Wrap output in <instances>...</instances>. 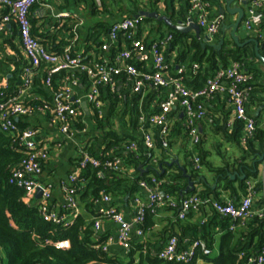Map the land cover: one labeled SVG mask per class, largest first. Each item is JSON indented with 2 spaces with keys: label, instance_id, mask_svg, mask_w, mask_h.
<instances>
[{
  "label": "built area",
  "instance_id": "1",
  "mask_svg": "<svg viewBox=\"0 0 264 264\" xmlns=\"http://www.w3.org/2000/svg\"><path fill=\"white\" fill-rule=\"evenodd\" d=\"M37 0H0V34L8 31L10 25L17 29V40L23 51L26 63L21 68V81L17 90L9 96L0 93V131L13 133L19 139L20 152L25 156L20 167L12 171L9 182L24 190L28 197H33L39 188L42 189V212L45 218L65 224L81 213V206L77 199L79 187L77 174H70L64 183L65 209L68 214L59 215L55 210H49L51 204V187L43 184L44 166L51 158L49 144L37 140L39 130L31 125L22 127L18 121L32 118L38 114L48 117L49 122L58 128L61 135L73 138L77 131L86 133L83 124H86V112H97L98 115L106 113L103 100L104 90L120 96L119 87L130 86L134 94L140 93L145 87L155 89L165 88V98L159 102V108L154 113H141L140 123L147 125L142 129V144L145 150L156 148L157 141L162 148L169 147L167 137L171 131L170 115L174 108L181 107L185 125L190 129L189 143L196 147L201 142L199 124L207 117L206 99L215 95L224 96L229 102L232 115L228 121L230 127L237 120L244 123V138L251 137L258 127L256 119L248 114L247 104L253 94L254 83L252 74L239 61H234L227 67H220L210 76L203 87L192 89L184 83L185 67L177 69V74L168 72L166 48L170 46L171 35L158 38L153 41H145L147 34H138V27L143 22L142 17L124 16L110 25V29L103 43L96 47L95 44L86 52L85 49H77L80 26L82 20L76 22L71 30L72 38H67V43L61 51L46 47L41 38L32 33L30 11ZM142 5L147 0H139ZM247 2V12L242 20L243 27L247 31L257 33L262 40V54L264 55V0H240ZM99 2V0H97ZM210 2L207 0H189L187 20L183 23L188 26L196 22L205 34L211 37L217 35L224 21V14L212 17L210 15ZM58 18H65L66 13H60ZM124 37L127 46H121L120 38ZM116 45V46H114ZM115 51H112V47ZM109 52V53H105ZM151 55V66L148 69H140L138 63ZM195 72L200 66L193 65ZM42 72L44 86L53 91L50 102L32 105L23 98L35 82L36 76ZM77 72H83L86 76L84 83ZM64 73L59 84L55 86L54 78ZM9 78V77H8ZM7 77L1 80L3 87H8ZM2 96V97H1ZM87 103L88 110L83 107ZM24 122V121H23ZM158 130V137L151 129ZM133 151L138 148L136 141H131L126 147ZM106 156L108 169L116 172L124 171V161L116 155L114 150L108 151ZM80 168L88 164L97 167L100 161L91 155L88 150L80 151ZM154 160V159H153ZM194 169L201 171L203 165L198 154L191 157ZM259 176V175H258ZM162 182L155 177L150 181L141 180L139 187L146 190L148 198L144 201L136 196V213L132 221L127 220L113 203L110 194L102 193L97 205L104 206L99 209L93 224L95 233H99L102 220L109 218L118 225L116 238L110 236L103 247L109 250L110 244L117 242L123 249L131 247L132 232L141 238L145 235L140 225L144 223L147 212L157 214L158 211L170 205L178 207V218H186L189 212L200 211L203 207L211 208L220 218H228L230 230L235 229L236 221H249L254 217L264 219V178H248L246 189L239 200H218L204 198L200 192L187 193L178 203L171 194L160 190ZM260 187H259V186ZM190 246L183 248L179 237H168L164 248L159 252L158 258L164 263H188L193 260L196 249L200 248L204 254H211L204 240L198 238L190 242ZM58 246L68 247L67 240L57 243ZM248 264H264V248L257 254L248 256ZM0 264L2 261L0 260Z\"/></svg>",
  "mask_w": 264,
  "mask_h": 264
},
{
  "label": "trees",
  "instance_id": "2",
  "mask_svg": "<svg viewBox=\"0 0 264 264\" xmlns=\"http://www.w3.org/2000/svg\"><path fill=\"white\" fill-rule=\"evenodd\" d=\"M188 8L189 4L177 12L173 10L170 13L168 9L161 11L154 2H150L146 5L135 6L134 11L128 16H133V13L140 10L157 11L169 16L172 23L177 24L179 21L184 23L187 20ZM98 11L101 12L100 10ZM144 21L145 23H150V32L147 36V41L150 42L171 35V46L166 48V52L169 54L175 48H181L175 64L182 66L183 63H186L184 83L187 87L192 86V89L203 87L206 80L217 69L227 67L234 61L241 62L252 74L254 80L255 71L249 67L247 60L251 58L256 59L257 56L246 47L230 48L227 42H224L219 49L208 44H205V47H203L202 41L194 33L180 32L177 29L165 25L163 21L153 18H145ZM165 26L167 30L163 31ZM96 27L98 32L94 33L95 38L90 41L91 43H86L88 45L87 52L88 48L90 49L93 44L99 47L103 43L102 41H104L101 39L102 36L106 38V34L110 29L109 24L103 21H100ZM32 33L37 36L34 26H32ZM17 37L18 33L15 28L13 38L17 39ZM56 41L55 34H52L48 39L44 38L41 40L48 48L56 44ZM258 41L262 44L261 38L258 37ZM61 44L63 42L56 44L55 50L61 51L63 48ZM10 45L13 50H16L18 56L13 61L15 69L11 71L9 78L1 68L2 65H0V93L3 91L6 94L5 96H9L17 90L16 87L21 81V68L26 63L20 50L16 48L15 43L10 42ZM194 64L200 66L198 72H195ZM171 71L173 75L177 74L175 66ZM77 75L86 83L87 78L83 72H77ZM63 76L64 73L55 76V86L59 84L58 80ZM6 77L8 87H3L1 80L5 81ZM187 77L193 79L192 83L186 82ZM43 79V73L39 72L33 86L23 98L29 104H42L43 102H50L52 100L53 91L44 86ZM166 93L167 89L165 88L156 89L155 98H159L160 102L165 98ZM102 98L108 102L109 108L107 113L98 115L97 112H94L89 117L87 116L93 126L92 131L97 132L99 130L100 136L96 137V140L99 141L101 139L102 143L95 146L96 140H94L89 147H86L91 155L99 159L100 165L94 167L88 164L86 167L80 168L79 164L81 159L78 158L74 163V171H71V174L78 175V181L75 186L79 187L77 199L82 209L96 218L98 215H96L97 201L100 200L102 193H108L114 196V200L117 196L132 195L138 191L141 180L150 181L151 177H155L158 181L162 182L160 190L166 194L173 195L178 206V203L187 194L184 190L186 189V184L188 185V178L183 176V172L179 167L175 163L170 165L164 162L167 156H162L161 160L157 159L156 162H153V150H145L142 144V137L141 140L139 136L133 135L120 137V134L115 133L113 130L116 120L119 118L123 119L126 114L125 112H127L130 115L129 119L132 121V125L138 131L140 126H142V123L139 122L140 108L138 102H134V108L129 109L123 107V99L117 96L116 93H109L107 96L103 95ZM144 107L146 114L152 112L150 107H146L145 104ZM123 122L125 123V121ZM18 123L24 127L20 121ZM177 125L178 123L174 125V129L178 128ZM182 129L184 137L189 140L190 129L185 124ZM243 130L244 123L237 120L233 126L232 133L226 132L239 146H241L242 142L245 146L242 148L243 155L230 164L232 167L228 166V163L225 166L214 167L207 161L205 152L200 148L203 140V134H201V142L197 145L195 151L200 156L202 165L215 172L218 176L219 185H222H218L215 188L205 187L199 190L204 198L223 200L220 197V193L224 190L230 191L232 195L237 194L238 190L245 192L246 180L248 178L258 177L259 165L261 163L259 158L264 154V128L257 127L252 136L247 138H244ZM170 135L171 131L167 137L168 140ZM131 141L138 143L136 150L130 151L125 148ZM16 145H19V139L13 133L0 131V260L2 264H174L160 261L158 257L152 254L151 245L137 239L131 240V247L124 254L104 250L103 247L107 239L99 233H95L93 230L95 218H88L85 212H81L67 224L64 222L56 223L46 219L41 209L42 199L28 197L24 190L9 182L12 171L20 167L25 159L24 154L20 152L21 147H17ZM112 149L117 156L124 160V165L134 168L133 178H129L122 172L108 169L107 162H109V158L106 156V153ZM194 153L187 152L185 154V159L190 168H188L190 178L193 182H204L205 180L203 179L201 171H197L193 167L191 157ZM142 164L149 165L148 173H141L139 171L138 167ZM164 165L168 167H164ZM160 166L161 169H159ZM230 168L234 169V171H230ZM232 175H235L234 179L231 178ZM243 176L245 178H242ZM194 192H198V190L194 189L188 193ZM113 203L115 205L114 201ZM52 204L53 202L51 201L49 210H55ZM166 207L173 210L174 215L178 216V207L170 205H166ZM58 213L59 215H63L68 214V211L63 207ZM156 215L147 212L144 223L140 225L144 233L154 226V217ZM205 223L201 230L202 238L210 250L214 242L213 233L215 229L213 228L220 225L224 230L221 237L219 254L206 255L200 248H197L192 261L180 264H197L198 260L202 261L201 264H248V256L257 254L264 248V219L254 217L245 222L236 221L234 223L235 229L230 230L229 219L220 218L218 214L212 212L208 221ZM64 240L69 242L68 247L57 245L58 242Z\"/></svg>",
  "mask_w": 264,
  "mask_h": 264
},
{
  "label": "crops",
  "instance_id": "3",
  "mask_svg": "<svg viewBox=\"0 0 264 264\" xmlns=\"http://www.w3.org/2000/svg\"><path fill=\"white\" fill-rule=\"evenodd\" d=\"M207 1H209L211 4L210 15L212 17L221 14V6L225 10L222 26L225 24L226 26H229V28L225 29L226 35L224 42L229 43L228 46L230 48L246 47L249 51H253L257 56L256 59L251 58L247 60L249 67L255 71L253 80L255 89L247 104V112L256 119L258 127L264 128V62L257 55L255 50L257 42L259 52L262 54V44L260 41H258V35L255 32L245 30L243 24H241L240 28L236 32V35L239 39V44L236 43L231 39L230 33L233 29L231 25L235 23L239 14H230L228 11H226L227 0ZM150 2H154L161 11L168 9L170 13H172L173 10L177 12L181 10L182 7H187L189 4V0H147L143 5H146L147 3L149 4ZM137 5L142 6V3L139 0H99V2H97V0H37L35 5L31 8L30 21H32V26H34V30L37 32V36H39L41 40L44 38L48 39V37H50L52 34H55L57 39L56 44L63 42L61 45L64 46V44L68 42L67 38H72L73 35L71 34V30L74 28L76 22L82 20L83 24L80 26L78 33L79 39L76 45L77 49L86 50L88 46L86 43H91L90 41L95 38L94 33L98 32L96 26L100 21L107 22L110 26L117 19L131 14ZM240 7H242V4L239 0L233 2L231 5L232 9ZM97 9L101 12H99ZM244 9L246 15L247 6H245ZM138 12L133 13L132 15L135 16ZM60 13H66L68 16L65 18H58L57 15ZM160 14H162V12H160ZM144 19L138 27V34H147L148 36L150 32V23H145ZM222 28L223 27L220 28V31L217 33V35L212 37V44L219 42L221 37L224 36ZM165 30H167L166 26L163 28V31ZM14 32L15 25H10L7 32L0 34V65H2L1 68L8 75V77L11 76V71L15 69L13 61L16 56H18L16 50L12 49L10 42L15 43V46L20 50L22 57H25L18 40L13 38ZM191 33L195 34L194 31H191ZM202 35H206L205 32H202ZM104 37L105 36H102L101 39L104 40ZM145 41L147 42V37L145 38ZM120 43L121 46H127L123 36L120 38ZM56 44L52 45L50 48L55 49L57 46ZM114 46L112 47L113 52L115 51ZM180 49V47H177L169 54L165 51L168 62V72L170 74H173L171 69L174 66L176 70L181 67L180 64H175V60L179 55ZM147 55V58L144 60L140 59L139 63L137 64L140 69H148L151 66V55L149 52ZM182 66L185 67L186 63H183ZM62 78L57 79L60 81ZM192 81L193 79L189 77L186 82L192 83ZM189 87L193 88L192 86ZM119 91L120 97L123 99V107L125 108L133 109L134 102H138L140 114L146 113L144 111V104L146 107H150V110L152 111L150 113L157 111L159 108V98H155L156 89L153 87H145L140 93L137 94L132 92L130 86L119 87ZM109 93L110 92L104 90V95L107 96ZM104 103L107 113L109 105L106 99L104 100ZM205 105L207 117L199 124L200 132L203 134V140L201 144L199 143L200 148L205 152L207 161H209L214 167L225 166L227 163L229 164L228 166L232 167L230 164L243 155L242 148L245 146L243 142L241 143V146H239L236 142H234L232 137L226 134V132L232 133L233 131V126L230 127L228 125V121L232 115L231 106L227 99L221 95H215L206 99ZM86 113L88 117L91 115L90 111H87ZM125 113L126 114L123 117L124 120L122 118L116 120L113 130L115 133L120 134V137L133 135L139 136L141 140L142 129L147 128V126L142 125L138 131H136V127L132 125V121L129 119V113ZM87 116L86 119L88 120ZM122 120L125 121V123ZM20 122L23 126L31 125L36 127L39 130L37 140L49 144L51 149V158L44 166L41 180L43 181V184L51 187V201L53 202L52 205L55 210L59 212L63 207H65L64 183L67 181L71 171H74V163L80 157L81 149L87 146L89 147V145H91L93 141L96 140V137L100 136V133L98 131H93L90 135L86 136V133L77 131V134L73 138L68 139L67 137L61 135V133L58 131V128L52 125L49 122L48 117L43 114H38L32 118L22 119ZM87 122L88 123L86 124L90 125L89 120ZM170 123L171 135L169 137V147L162 148L160 142L158 141L159 144L157 143L156 148L153 150V162H156L157 159L161 160L162 156H167L164 162H167L170 165L175 163V165H177V167H179V169L183 172V176H185L184 170L187 174H189L190 169L188 162L185 159V154L187 152H195L194 154H197L195 151L197 146L195 148L192 147L188 138L184 137L182 127L185 124V119L181 107H176L173 109L170 115ZM176 123H178V128L174 129V125ZM151 131L154 133V135H156V137H158V130L156 128L151 129ZM100 143H102L101 139L99 141L96 140L95 146L100 145ZM164 167L168 166L164 165ZM138 168L141 173L149 172V165L142 164L139 165ZM230 171H234V169L230 168ZM134 172V168L124 165V171L122 172L124 175L128 176L129 178H133ZM167 173H169V171H167ZM201 174L203 175V179L205 180L204 182L206 184L203 181L194 182L195 189L198 191L204 189L205 187L215 188L219 185L218 176L215 172L203 167ZM258 175L261 176V179L264 178V163L262 162L259 165ZM187 186L188 185L186 184L185 187ZM243 194L244 192L242 190H238L237 194L233 195L230 193V191L224 190L220 193V197L223 200H239ZM136 196H139L144 201H146L148 198V193L146 190L138 187V191L132 195L126 194L122 197L117 196V198L115 197V200L113 198L114 196L111 195L117 209L129 221L133 220L136 213L137 208L134 202V198ZM33 197H35V199L41 198H36V193ZM102 207L104 206H96V215L99 213V209ZM81 212H85V210L82 209V206ZM211 214V208L205 206L200 211L189 212L186 218L180 219L178 216L174 215L173 210H170L164 206L154 217V226L145 232V235L141 238L137 237L135 232H132V239L141 240L142 242H146L148 245H151L152 254L156 257H158L159 252L164 248L165 243L171 234L178 236L181 246L183 248H187L190 246V242L194 239L200 238L204 240L202 238L201 232L203 228L202 226L206 224L205 222L208 221ZM86 216L90 219L95 218V216L89 214V212L86 213ZM118 229V225L106 217L102 220L99 234L106 239H108L110 236L116 238ZM213 229H215V232L213 233L214 242L211 247V254L217 255L220 251V242L224 230L220 225ZM109 250L113 253L122 254L127 251L123 249L117 242L110 244ZM201 263L202 261L198 260L197 264Z\"/></svg>",
  "mask_w": 264,
  "mask_h": 264
},
{
  "label": "water",
  "instance_id": "4",
  "mask_svg": "<svg viewBox=\"0 0 264 264\" xmlns=\"http://www.w3.org/2000/svg\"><path fill=\"white\" fill-rule=\"evenodd\" d=\"M235 1H238V0H227L226 1V11H228L230 14H239L237 20L235 21V23H233L231 25V27L233 28L231 33H230V36H231V39L234 40L236 43L239 44V39H238V36L236 35V32L237 30L240 28L241 24H242V20L245 16V9L244 7L247 5V2L246 1H240L241 4H242V7L240 8H236V9H232L231 8V5L233 2ZM220 13L221 14H224L225 13V10L224 8L221 6L220 7ZM136 18L138 17H142V18H153V19H157L159 21H163L166 25L174 28V29H177L178 31L180 32H183V33H188V32H191V31H194L195 32V35L198 39H200L203 43V47H205V44H208V45H211L213 46L214 48L216 49H219L222 47V45L224 44V40H225V29L226 28H229V26H226L225 24H223V32H224V36L221 37L220 41L218 42V45H215V44H212L211 41H212V37L208 34L206 35H202V29L200 28V26L196 23V22H192L191 24H189L188 26H184L183 23L181 21H179L177 24H173L172 21H171V18L166 16V15H162L160 14L159 12L157 11H148V10H140L136 15H135ZM256 42V41H255ZM255 50H256V53L257 55L261 58V60L264 62V56L259 52V48L257 46V42H256V47H255ZM83 107L85 108V110H87V103L84 102L83 103ZM259 160L264 163V154L259 158ZM161 169V166L160 168ZM184 170V169H183ZM184 175L188 178V186L186 187V189L184 190L186 193L190 192V191H193L195 189V186H194V182L191 180L190 178V175L187 174L184 170ZM231 178H235V175H232ZM242 178H245V176H243ZM42 196V189L39 188L36 192V198H40Z\"/></svg>",
  "mask_w": 264,
  "mask_h": 264
},
{
  "label": "rangeland",
  "instance_id": "5",
  "mask_svg": "<svg viewBox=\"0 0 264 264\" xmlns=\"http://www.w3.org/2000/svg\"><path fill=\"white\" fill-rule=\"evenodd\" d=\"M215 45H218V42H216ZM87 121H88V120H87ZM87 121H86V122H87ZM87 123H88V122H87ZM87 125H88V124H83V126H81V127H83V129L86 130V136H87V135H90V134L93 132V131H92L93 129H92V126H91L92 124L90 123V125H88V126H87ZM115 127H116V126H115ZM98 131H99V130H98ZM258 177H260V176H258Z\"/></svg>",
  "mask_w": 264,
  "mask_h": 264
}]
</instances>
